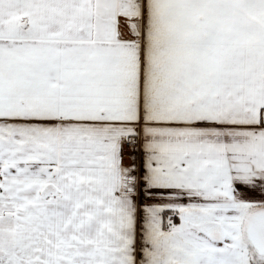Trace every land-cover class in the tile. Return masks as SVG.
<instances>
[{
  "label": "snow or ice",
  "instance_id": "obj_1",
  "mask_svg": "<svg viewBox=\"0 0 264 264\" xmlns=\"http://www.w3.org/2000/svg\"><path fill=\"white\" fill-rule=\"evenodd\" d=\"M0 264H264V0H0Z\"/></svg>",
  "mask_w": 264,
  "mask_h": 264
}]
</instances>
